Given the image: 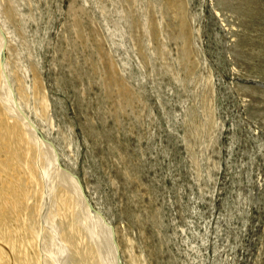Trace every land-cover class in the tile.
Returning a JSON list of instances; mask_svg holds the SVG:
<instances>
[{
    "label": "rangeland",
    "instance_id": "rangeland-1",
    "mask_svg": "<svg viewBox=\"0 0 264 264\" xmlns=\"http://www.w3.org/2000/svg\"><path fill=\"white\" fill-rule=\"evenodd\" d=\"M2 2L48 101L47 116L26 112L49 129L88 212L115 228L121 264H264V0ZM23 156L17 179L0 160V183L24 180ZM48 175L45 264H81L94 242L115 264L105 233L83 228L68 245L71 217Z\"/></svg>",
    "mask_w": 264,
    "mask_h": 264
},
{
    "label": "bare ground",
    "instance_id": "bare-ground-1",
    "mask_svg": "<svg viewBox=\"0 0 264 264\" xmlns=\"http://www.w3.org/2000/svg\"><path fill=\"white\" fill-rule=\"evenodd\" d=\"M2 1L0 0V8H2L0 10V160L3 161V165H6L8 175L15 176L16 179L18 178V171L24 164L23 152L28 162L25 163L27 167L25 178L18 185L19 187L12 186L10 183L8 186L4 185V182L0 183V188L9 196V201L5 198L0 199V264H45L46 261L41 251L43 230L41 226L43 201L41 199L44 196L43 193L46 192L44 176L46 177L49 173L55 175L56 178L55 184L50 187L52 188L51 197L54 196L59 206L66 209L71 217L73 227L70 229L73 231L70 230L72 233L69 232L70 236L66 237L68 245L73 247L77 243V238L80 239L82 233L80 231L83 228L91 233L93 239H97L100 235L104 236L102 233H105L111 236L115 244L117 255V257L115 256V264H118L117 259L119 260L120 253L115 228L113 227L112 231L109 230L110 224L107 227L104 223L102 224L97 218V212H88L80 197L84 194L83 190H80L74 175L71 176L75 180L61 170L59 153L55 145L49 142L44 134V131L47 133L49 129L44 126L45 129L42 130L41 124L39 126L32 119L31 113L26 112L28 109L34 114L47 116L48 101H46L44 94L38 97L36 75L33 74L31 67L28 68L23 65L19 43H14L18 40H15V33L10 29L9 24L16 22L17 13L10 6L11 4L5 7ZM12 59L13 62L15 61L13 68L10 67ZM67 183L70 184L68 188L66 187ZM40 197L42 198L40 199ZM85 197L87 198L84 194V199ZM22 206L27 212L23 222L20 219ZM79 207L84 212H79ZM12 210H14L13 219L17 226L15 232L10 228ZM83 214L88 216L90 222L93 220L94 225H99L100 232L96 227L92 230L88 228L87 224H79L85 223ZM17 233H21L19 237ZM64 236L66 235L64 234ZM4 244L11 251H4ZM99 248V245L94 242L92 252L88 248H85L87 250L85 255L80 252V255H83L82 258L80 257L81 264H90L91 256L93 259L96 258L97 264H105L104 254L101 250L98 251ZM101 259L102 262H100Z\"/></svg>",
    "mask_w": 264,
    "mask_h": 264
},
{
    "label": "water",
    "instance_id": "water-1",
    "mask_svg": "<svg viewBox=\"0 0 264 264\" xmlns=\"http://www.w3.org/2000/svg\"><path fill=\"white\" fill-rule=\"evenodd\" d=\"M93 211L97 212L96 210L93 209ZM117 263L121 264L120 260L117 259Z\"/></svg>",
    "mask_w": 264,
    "mask_h": 264
}]
</instances>
